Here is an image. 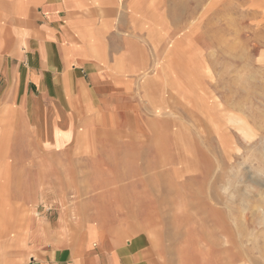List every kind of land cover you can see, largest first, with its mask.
Masks as SVG:
<instances>
[{"label":"rangeland","instance_id":"374dc122","mask_svg":"<svg viewBox=\"0 0 264 264\" xmlns=\"http://www.w3.org/2000/svg\"><path fill=\"white\" fill-rule=\"evenodd\" d=\"M76 12L126 50L132 105L81 117L78 149L39 146L29 112L0 118V264L74 253L90 226L107 234L95 251L132 263L264 264V0H77Z\"/></svg>","mask_w":264,"mask_h":264},{"label":"crops","instance_id":"0c3cea01","mask_svg":"<svg viewBox=\"0 0 264 264\" xmlns=\"http://www.w3.org/2000/svg\"><path fill=\"white\" fill-rule=\"evenodd\" d=\"M0 1V118L19 124L29 112L39 146L67 150L81 117L131 108L135 67L125 49L116 50L113 32H99L94 18L76 12L77 0ZM90 227L96 231L82 242L86 247L51 249L29 264H137L126 252L95 251L93 243L104 244L107 234ZM13 234L18 248L19 233Z\"/></svg>","mask_w":264,"mask_h":264}]
</instances>
